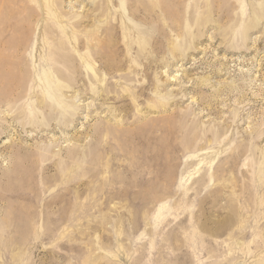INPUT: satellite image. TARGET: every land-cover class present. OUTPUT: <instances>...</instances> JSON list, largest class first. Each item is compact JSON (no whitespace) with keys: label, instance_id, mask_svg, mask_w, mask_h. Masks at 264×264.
<instances>
[{"label":"rangeland","instance_id":"374dc122","mask_svg":"<svg viewBox=\"0 0 264 264\" xmlns=\"http://www.w3.org/2000/svg\"><path fill=\"white\" fill-rule=\"evenodd\" d=\"M0 264H264V0H0Z\"/></svg>","mask_w":264,"mask_h":264}]
</instances>
